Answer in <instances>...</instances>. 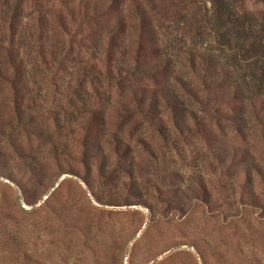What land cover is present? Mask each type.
<instances>
[{"label": "rangeland", "instance_id": "obj_1", "mask_svg": "<svg viewBox=\"0 0 264 264\" xmlns=\"http://www.w3.org/2000/svg\"><path fill=\"white\" fill-rule=\"evenodd\" d=\"M254 35L264 0H0V264H264Z\"/></svg>", "mask_w": 264, "mask_h": 264}, {"label": "trees", "instance_id": "obj_2", "mask_svg": "<svg viewBox=\"0 0 264 264\" xmlns=\"http://www.w3.org/2000/svg\"><path fill=\"white\" fill-rule=\"evenodd\" d=\"M254 50V62H257L256 64H258L260 62V65L262 67V62H264V59L263 60H257L256 58H261V57H264V42H262L261 38H259V36H255L254 35V42H250L248 44V52H252ZM255 67L259 66L258 65H255ZM264 69V66L262 67ZM264 72V71H262Z\"/></svg>", "mask_w": 264, "mask_h": 264}]
</instances>
